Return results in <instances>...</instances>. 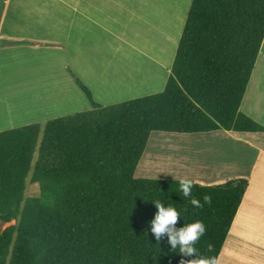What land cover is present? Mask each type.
<instances>
[{"label": "trees", "instance_id": "1", "mask_svg": "<svg viewBox=\"0 0 264 264\" xmlns=\"http://www.w3.org/2000/svg\"><path fill=\"white\" fill-rule=\"evenodd\" d=\"M263 44L264 0H192L162 91L0 132V264H217L250 176L193 180L185 197L135 174L153 131L264 132L241 111ZM153 201L205 224L196 255L157 243Z\"/></svg>", "mask_w": 264, "mask_h": 264}, {"label": "rangeland", "instance_id": "2", "mask_svg": "<svg viewBox=\"0 0 264 264\" xmlns=\"http://www.w3.org/2000/svg\"><path fill=\"white\" fill-rule=\"evenodd\" d=\"M40 1L0 0V9L9 6L3 31L15 36L9 46L12 47L11 54L9 51H1L7 46L0 47V132L35 123L45 126L50 120L92 110L96 103L111 106L164 89L192 0H129L134 7L126 5L127 0H80L79 6L86 5L91 13L95 12L99 23H111L118 29L117 33L107 26L109 40L104 42V37L98 36L96 46L87 43L84 36L104 31L99 25L86 19L79 20L88 23L75 25L74 31L67 37L69 25L66 23L71 18L65 14L45 13ZM74 3H71V8ZM94 3L105 6L96 7ZM21 4L26 8L23 11L20 10ZM92 6L96 11H93ZM126 9L134 11V15L117 19L118 12L123 13ZM67 11L70 12L69 9ZM46 38L58 39L66 47L60 49V45H50V42L44 40ZM75 40H79L82 46L77 45ZM1 44H4V40ZM84 52L85 57L89 54L90 59L87 60L96 68L90 71L81 68L80 71L84 72L82 77L97 79L94 80L93 90L87 86L95 100L82 97L80 102L81 96L68 83L75 70L72 72L69 68L68 73L64 62L69 60L74 67L77 63L82 64ZM9 60L16 62L11 69ZM124 70L129 73V81L133 85L129 90V87L123 86L122 80L118 78L116 81L110 77L113 72L116 77H123ZM9 78L10 90L8 97L4 98ZM76 80L81 87L84 86L79 78ZM115 82L121 83L114 86ZM82 92L86 95L84 88ZM120 93L127 94L123 96ZM109 96L118 98H108ZM31 108L33 112H29ZM241 111L264 125V44ZM219 132L224 134L153 131L135 177L164 180L187 178L209 182L211 179L215 181L245 175L251 169L255 156V151L248 144L251 136L256 134L238 132L241 137H234L235 140L225 135L226 130ZM256 133L258 138L264 139V132ZM174 141H177V145L172 144ZM179 159L183 161V167L186 163L184 161H192L189 169L181 175L170 174L168 164L172 161L175 165L174 162ZM210 170L212 174L209 173ZM39 195V184L28 183L27 197ZM247 215L246 211H241L236 218L234 231L256 239V244L252 248V244L243 240L237 242L230 234L217 264H264V226L252 225L246 220ZM13 223L15 221L10 224ZM236 237L242 238L240 235Z\"/></svg>", "mask_w": 264, "mask_h": 264}, {"label": "crops", "instance_id": "3", "mask_svg": "<svg viewBox=\"0 0 264 264\" xmlns=\"http://www.w3.org/2000/svg\"><path fill=\"white\" fill-rule=\"evenodd\" d=\"M79 1L80 0H41L40 1V6H41L42 9L46 10L45 13L51 12V13H56V14H59V15L65 14L68 18H71V20L66 23V24L69 25L68 30H67V34H68L67 37L69 36V33L71 31H74L73 28L75 27V25H77V24H79L81 22L84 25L88 23L86 21H79V20H82V19L93 21L94 24L99 25L104 30V31L101 30V31H98V32L90 33V34L84 36L86 42L89 43V44H93V45L96 46L97 45V37L98 36H103L104 37V42L106 40H109V38H110V36L108 35L109 27H110L111 30L113 29V30H115L118 33V31H117L118 29L116 27H114L111 23H109L108 25L99 23L97 21V19H96L97 16H95V14H94L95 12L91 13L90 9L86 5L79 6ZM6 2H9V0H6ZM72 2H75V3H74V7L71 8V3ZM115 4H120V3H115ZM125 4L130 6V7H134L133 6V2H131L129 0L125 1ZM80 5H81V3H80ZM88 6H90V4H88ZM94 6L102 7V6H105V4H102V3L101 4H96V3H94ZM24 7L25 6L23 4H21L20 5V10H22V11L25 10L26 8H24ZM8 8H9V6H7V7L4 6V7H2V9H0V47H1V45L7 46V47L2 48V50L1 49L0 50L1 51H9V53L11 54L10 50H11L12 47L10 48L9 46L12 45L11 43H12V40H15V36L10 34V33H8V32L3 31L4 30V25H3L4 24V18L8 14ZM92 8H93V11H96L93 6H92ZM68 9L70 10V12L67 11ZM55 10H57L58 12H54ZM133 12L134 11H132L131 9H126L125 11H123V13L118 12L119 17H117V19L120 20L122 17H127V15L128 16L129 15H134ZM75 18H76V21H74ZM23 21H25L26 23H29L27 20H23ZM73 21H74V23H73ZM72 23H73V26H72ZM107 26H109V27H107ZM49 27H52V26L49 25ZM20 38L23 39L22 37H20ZM3 40H4V44H1ZM44 40L46 42H50V45L56 44V45L62 46L61 43H60L61 41L58 40V39L46 38ZM114 42H116V41H114ZM76 43H77V45L82 46V44H80L79 40L76 41ZM107 43H108V41H107ZM119 46H121V45H119ZM65 47L66 46L64 45L60 49H63ZM83 56L85 57V52H84ZM87 59H90L89 54L84 58V63L85 64L84 63H82V64L77 63V66H75V67L72 66V64H71V62H69V60H66L64 62V68L68 71V73H69V70H68L69 68L72 69L71 70L72 72H73V70H75V72H73L74 76L76 78H79L84 86H86V87L88 86L89 88L92 89V86H94V80H96L97 78H94V77H88V78L82 77L84 72L80 71L81 68H87L88 71H90V69L96 68L93 65V63H90ZM15 64H16V62H12L11 60H9V69H11ZM171 66H172V63H171ZM171 66H170V68H171ZM169 73H170V71H169ZM78 74L81 75V76H79ZM123 75H124L123 77H116L114 72H113L110 77H111V79L116 80V81L118 80V78H119V80H122L121 82H122L123 86L129 87L127 89V90H129L133 86L130 83V81H129V79H130V77L128 76L129 73H127V71L124 70L123 71ZM74 76H71V80H69L68 83H69L70 87H75V92L79 96H81V99L79 101L82 102V97L86 98V99H88V98L85 95V93L82 92V87L79 85L78 81L76 80V78ZM168 77H169V75H168ZM168 77H167V80H168ZM167 80H166V83H167ZM107 81H108V77H107ZM10 82H11V80L9 78V80L6 82V85H7L6 89L7 90H6V95H5L4 98L8 97V90H10V87H9ZM121 82H119V84H117V82H115L113 85L114 86H119ZM120 94L125 96V94H127V93H120ZM152 94H154V93H152ZM148 95H150V94H148ZM108 98H113L114 99V98H118V96H109ZM29 112H33L32 108H31V110ZM219 131L220 130L214 131V132L223 133V132H219ZM237 133L238 132L226 131L225 135L229 136L232 139H235L234 137H241V136H238L239 134H237ZM246 134H250V133H246ZM254 134H256V135L251 136V142L248 144L250 149L252 151H255V156H254V158H253V160L251 162V167H250L251 169L249 168L250 170L245 175L244 174L237 175V176H250V178H251V184H250V186H249V188H248V190L246 192L244 202H243V204H242V206L240 208V211H239V215H240L241 211L244 210L248 214L246 216V220L248 222H250L252 225L254 223V224H257V225L264 226V139L258 138L259 137L258 133H254ZM254 137H256V138H254ZM172 139H174V138H172ZM164 140H167V139H164ZM181 141H183V140H181ZM176 142L177 141H174L172 144H176L177 145ZM178 145H179V143H178ZM188 160L184 161V162H186V163H184L185 167H183V164H181V163H183V161L181 159H179L178 161L174 162L175 165H173L172 161H170V164H168V167L171 168L169 173L172 174V175H181V174H183V171L189 169L190 164L192 163V161H190V160H189L190 163H188L187 162ZM209 173L212 174L211 170L209 171ZM237 176H235V177H237ZM198 178H207V177H198ZM229 178H231V176ZM212 180L213 179H211L210 181H212ZM221 180H226V179H221ZM210 181L207 182V183H212V182L220 181V180H215V181H212V182H210ZM234 230L235 229H233L231 234L234 236V238L236 239L237 242L239 240H243V241L249 243V245L256 244V241H255L256 239L254 240L252 238L247 237L246 234H244L243 232L238 234V231L237 230L234 231ZM235 233H236V236L240 235L242 238H237L235 236ZM252 245H251V247L253 248L254 245L253 246ZM246 247H248V246H246ZM255 248L256 249H260V248H257V246H255Z\"/></svg>", "mask_w": 264, "mask_h": 264}, {"label": "clouds", "instance_id": "4", "mask_svg": "<svg viewBox=\"0 0 264 264\" xmlns=\"http://www.w3.org/2000/svg\"><path fill=\"white\" fill-rule=\"evenodd\" d=\"M194 184L193 180L187 178H182L179 181L180 191L183 193V196H191ZM208 200L209 198L205 197V201ZM154 203L157 212L149 224L150 232L155 237L157 243H160L162 238L166 236L167 243L171 245V248H179V253L183 256L196 255L197 249L195 248V244L206 232L205 224L201 221H195L178 226V220L182 216L175 207L166 206L162 202ZM190 203L195 208L201 207L200 200L196 198H192ZM181 264H184L183 260Z\"/></svg>", "mask_w": 264, "mask_h": 264}]
</instances>
